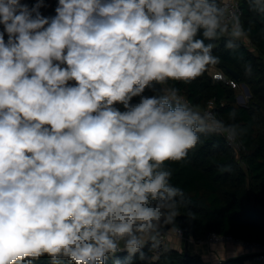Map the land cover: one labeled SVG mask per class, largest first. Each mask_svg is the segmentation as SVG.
Masks as SVG:
<instances>
[{"label": "clouds", "instance_id": "obj_1", "mask_svg": "<svg viewBox=\"0 0 264 264\" xmlns=\"http://www.w3.org/2000/svg\"><path fill=\"white\" fill-rule=\"evenodd\" d=\"M244 2L264 17V0ZM48 6L0 0V264H106L123 251L131 264L149 259L145 246L155 261L187 206L168 163L187 161L202 134L247 131L169 84L203 76L220 63L217 42L235 52L250 29L233 0Z\"/></svg>", "mask_w": 264, "mask_h": 264}, {"label": "trees", "instance_id": "obj_2", "mask_svg": "<svg viewBox=\"0 0 264 264\" xmlns=\"http://www.w3.org/2000/svg\"><path fill=\"white\" fill-rule=\"evenodd\" d=\"M26 2L31 6L35 0ZM46 2L52 6L47 16L54 15L57 0ZM239 3L241 20L245 28L250 29L239 49L232 52L224 47V40H220L213 52L220 58L218 65L190 84L170 82L169 86L178 88L180 97L202 111L209 101L215 100L216 113L225 124L235 123L247 130L238 137L243 148L235 154L222 134H202L187 161L168 163L173 169L171 182L184 190L187 200L175 225L169 227L182 229L186 237L195 241L216 233L264 245V17L252 12L244 0ZM48 7L41 9L44 15ZM246 65L251 66L250 75L246 74ZM215 73L244 85L250 93L249 104L239 105L237 90L225 81L215 79ZM156 87L161 88L160 85ZM233 111L236 113L234 119L229 116ZM223 168L228 170L222 171ZM142 250L149 259L141 261L137 253L131 258V264H205L200 256L186 251L169 249L152 261L154 253L150 246ZM251 257L242 255L219 264H247ZM117 262L129 264L128 253L123 251L106 260V264ZM34 264L52 262L44 256ZM60 264L69 262L63 260Z\"/></svg>", "mask_w": 264, "mask_h": 264}, {"label": "crops", "instance_id": "obj_3", "mask_svg": "<svg viewBox=\"0 0 264 264\" xmlns=\"http://www.w3.org/2000/svg\"><path fill=\"white\" fill-rule=\"evenodd\" d=\"M166 234V245L169 249H175L178 251L190 252L193 255L200 256L205 264H219L222 261L230 258L251 255L252 254L242 246V251L233 255L237 252L238 244L234 243H200L195 242L192 238L185 237L180 239L176 237L172 231V228L166 226L163 229ZM247 264H264V262L256 261L251 257Z\"/></svg>", "mask_w": 264, "mask_h": 264}, {"label": "built area", "instance_id": "obj_4", "mask_svg": "<svg viewBox=\"0 0 264 264\" xmlns=\"http://www.w3.org/2000/svg\"><path fill=\"white\" fill-rule=\"evenodd\" d=\"M233 2L239 5V11H240L241 16H242V9H241L239 0H233ZM214 78L218 79V80L225 81L228 85H231L235 89L239 87V84L237 82H235L232 79H225V77L220 73H215ZM180 98L183 102H186L189 105L193 106L185 98H183V97H180ZM216 106H217L216 101L211 100V101H209L208 105L206 106V108L203 111L209 112V113L213 114L216 119L223 121L221 118L218 117V115L216 113ZM223 136L226 139L225 135H223ZM226 141H227L228 146L235 152V154L240 153V151L243 148V145H242L241 141L239 140V138H237L235 141H232V142H229L227 139H226ZM177 229L179 230L181 235L178 236L177 233L173 231L174 235L180 239H184L186 237L185 232L180 228H177ZM166 239H167V236H166V234H164L163 242L165 245H166ZM195 242L216 243V244L217 243H234V244L242 245L252 254V257L254 260L264 262V245H262L259 242H245V241L236 239L232 236H223V235H218L216 233H209L206 238L201 239L199 241H195ZM162 254H163V251L161 250L160 256Z\"/></svg>", "mask_w": 264, "mask_h": 264}, {"label": "rangeland", "instance_id": "obj_5", "mask_svg": "<svg viewBox=\"0 0 264 264\" xmlns=\"http://www.w3.org/2000/svg\"><path fill=\"white\" fill-rule=\"evenodd\" d=\"M52 8L51 5H49L48 9L46 10L45 15L47 16L49 13V10ZM244 42V40H243ZM214 76V75H213ZM74 83V82H71ZM237 92H238V99H237V103L239 105H248L249 101H250V94L247 93V89L246 87L243 85H239L238 88H236Z\"/></svg>", "mask_w": 264, "mask_h": 264}, {"label": "water", "instance_id": "obj_6", "mask_svg": "<svg viewBox=\"0 0 264 264\" xmlns=\"http://www.w3.org/2000/svg\"><path fill=\"white\" fill-rule=\"evenodd\" d=\"M54 14H55V13H54ZM232 73H233V72H232ZM233 74H234L235 77L239 78V75H238V74H235V73H233ZM246 89H247V88H246ZM247 93L250 94L248 89H247Z\"/></svg>", "mask_w": 264, "mask_h": 264}]
</instances>
